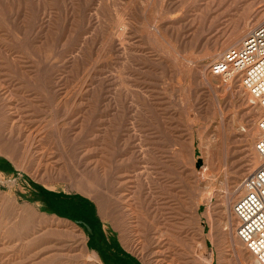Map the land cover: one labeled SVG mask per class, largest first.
I'll list each match as a JSON object with an SVG mask.
<instances>
[{"label": "rangeland", "instance_id": "1", "mask_svg": "<svg viewBox=\"0 0 264 264\" xmlns=\"http://www.w3.org/2000/svg\"><path fill=\"white\" fill-rule=\"evenodd\" d=\"M263 22L264 0H0V264H251L233 205L263 108L211 66Z\"/></svg>", "mask_w": 264, "mask_h": 264}, {"label": "built area", "instance_id": "2", "mask_svg": "<svg viewBox=\"0 0 264 264\" xmlns=\"http://www.w3.org/2000/svg\"><path fill=\"white\" fill-rule=\"evenodd\" d=\"M211 71L227 80L237 78L253 102L263 108L255 150L262 164L243 182L245 193L234 203L236 234L255 259L264 264V23L252 30L240 47L229 48Z\"/></svg>", "mask_w": 264, "mask_h": 264}, {"label": "bare ground", "instance_id": "3", "mask_svg": "<svg viewBox=\"0 0 264 264\" xmlns=\"http://www.w3.org/2000/svg\"><path fill=\"white\" fill-rule=\"evenodd\" d=\"M264 23V22H263ZM242 42V41H241ZM239 44V43H238ZM240 45H241V43L239 44V45H236V46H234V47H240ZM207 76V75H206ZM258 129H259V125H258ZM259 131H260V129H259ZM257 152V151H256ZM258 154V153H257ZM259 155V154H258ZM260 156V155H259ZM259 159H262L261 158V156H260V158ZM257 165V164H256ZM236 230V229H235ZM236 236H237V234H235ZM238 237V236H237ZM240 240V239H239ZM241 241V240H240ZM242 242V241H241ZM236 243V242H235ZM243 243V242H242ZM251 254V253H250ZM251 256H253L252 254H251ZM205 259V264H213V257H212V255L211 254H209V255H207V256H205L204 257ZM251 264H256V262H255V259H254V257H253V262H250Z\"/></svg>", "mask_w": 264, "mask_h": 264}, {"label": "water", "instance_id": "4", "mask_svg": "<svg viewBox=\"0 0 264 264\" xmlns=\"http://www.w3.org/2000/svg\"><path fill=\"white\" fill-rule=\"evenodd\" d=\"M88 226V225H87ZM88 229L91 230V228L88 226Z\"/></svg>", "mask_w": 264, "mask_h": 264}]
</instances>
